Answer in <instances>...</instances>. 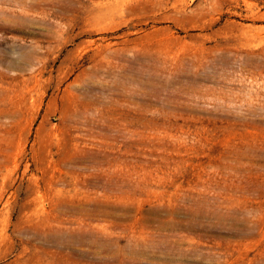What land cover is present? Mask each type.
Returning <instances> with one entry per match:
<instances>
[{"label": "rangeland", "instance_id": "obj_1", "mask_svg": "<svg viewBox=\"0 0 264 264\" xmlns=\"http://www.w3.org/2000/svg\"><path fill=\"white\" fill-rule=\"evenodd\" d=\"M0 264H264V0H0Z\"/></svg>", "mask_w": 264, "mask_h": 264}]
</instances>
